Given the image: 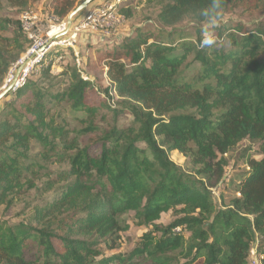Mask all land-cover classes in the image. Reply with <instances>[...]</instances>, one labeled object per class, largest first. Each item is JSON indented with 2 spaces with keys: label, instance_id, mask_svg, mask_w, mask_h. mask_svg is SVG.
<instances>
[{
  "label": "trees",
  "instance_id": "obj_1",
  "mask_svg": "<svg viewBox=\"0 0 264 264\" xmlns=\"http://www.w3.org/2000/svg\"><path fill=\"white\" fill-rule=\"evenodd\" d=\"M159 1L158 19L171 30L139 27L92 61L101 75L108 67L118 105L107 103L110 87L103 98L78 71L55 95L86 115L74 140L48 119L47 93L33 81L0 110V204L11 208L38 187L34 177L55 156L69 165L46 182L67 179L37 209L38 224L0 217V264H250L255 245L264 256V0H224L225 14L237 20H222L220 49L199 47V13L209 0ZM78 5L49 0L47 7L66 19ZM120 12L132 16L130 6ZM253 14L256 23L246 19ZM187 20L194 33L176 29ZM9 24L0 17L1 28ZM12 41L0 36V85L30 44L20 21ZM121 115L133 121L121 123ZM33 140L42 145L40 158L30 153ZM245 140L260 158L246 155L240 195L218 207L212 194L224 183L227 154ZM172 150L188 157L186 167ZM171 210L174 219L155 224L132 254L101 257L99 240L121 228V213L153 222ZM180 254L185 263L175 261Z\"/></svg>",
  "mask_w": 264,
  "mask_h": 264
},
{
  "label": "rangeland",
  "instance_id": "obj_2",
  "mask_svg": "<svg viewBox=\"0 0 264 264\" xmlns=\"http://www.w3.org/2000/svg\"><path fill=\"white\" fill-rule=\"evenodd\" d=\"M48 1L49 0H0V17L10 21L8 28L3 29L0 27L1 41L12 45L14 30L17 28V21H20L22 11L28 8H33L37 11H44L47 9ZM82 1L83 0H79V4ZM106 1L113 0H95L87 7L86 10L77 13L74 16V19L77 21L85 15L88 16L92 10ZM162 5L163 4L159 0H125V2L122 3L121 8L130 6L132 16L127 18L124 15L125 19L122 21V24H120L113 32L110 31L111 34L102 36L89 27L81 29L80 42L77 41L75 43V48L81 58V70L89 77L90 80L93 81L96 86H98L96 91L99 93V96L106 98L103 89L110 86L104 77V72L102 75L100 74L102 71L101 68L93 67L92 65V61L96 59L95 57L97 51L105 47L114 46L116 43L120 42L123 37L131 33H135L136 29L139 27L149 26V31L155 30L157 32L161 29L165 31L171 30L172 27L162 26L158 19L162 10ZM256 18L261 19L259 15L256 14L249 17L247 16L246 19L256 23ZM231 19L237 20V15L226 13L223 17V21ZM244 21L249 23L246 20ZM176 27V29L182 28L184 31L189 33L195 32V24L188 20ZM100 31H104V29L100 28ZM52 57L54 60L45 64L39 71L32 73V75L28 77V81L35 82L39 87L46 91V111L48 119L52 117L57 124L62 125L65 130L68 131V137L72 141L75 136H77V129L81 128L84 124L86 115L83 111H75L72 109L71 106L65 102L66 98H56L55 95H60L67 89L70 84L72 73L74 71H78L75 50L71 48L61 59H58V57L55 58V56ZM79 73L81 74V72ZM97 76L100 77L97 78ZM6 77L7 75L5 76L3 83L0 85V92L8 86L5 85ZM15 93L16 91L11 90L2 97L0 100V110L6 106V103H10L16 98ZM112 95L114 97L110 96L106 99L107 103L111 105L114 100L116 105H118L121 98L115 91H113ZM111 107L113 106L111 105ZM119 121L121 123H131L133 121V117L121 115L119 117ZM252 144L253 143H251V141L245 140L227 154L229 165L226 169L224 183L221 188L213 189L212 194L215 204L218 207H223L225 203H229L234 197L240 195L238 192V185L241 180L240 176L249 170L245 159L246 155L252 154L254 157L260 158L257 145ZM142 146H144V144H142ZM41 151L42 145L33 140L30 150L31 155L40 158L39 153ZM169 154L171 159L176 164L183 167L188 165V157L179 150H172ZM45 167L46 169L42 168L38 175L34 177V181L38 187L29 189L22 194V196L19 197L11 208H6L4 204H0L1 218L7 219L11 222L23 220L33 224H38V220H36L37 209L50 205L58 195L60 186L65 184L67 179L59 180L52 187L48 186L46 182L49 179H55L60 172L66 171L69 165L67 161L59 162L56 160L55 156L53 160L49 161L48 164H45ZM174 217V212L172 210L162 213L161 217L153 220V222L138 219L133 211L121 213L119 217L121 228H119V230L108 240L105 238H100L99 240V247L103 253L101 257L113 254H132L141 243L142 235L152 231L155 228V224L166 226L174 219ZM186 235L188 236L189 234ZM112 243H114L115 247L111 246ZM252 251H254V253L252 254L251 252L250 264H253L254 259H258L259 256L263 255L260 253L258 245H255ZM175 261L185 263L186 258L184 255L180 254Z\"/></svg>",
  "mask_w": 264,
  "mask_h": 264
},
{
  "label": "built area",
  "instance_id": "obj_3",
  "mask_svg": "<svg viewBox=\"0 0 264 264\" xmlns=\"http://www.w3.org/2000/svg\"><path fill=\"white\" fill-rule=\"evenodd\" d=\"M123 2L125 0H113L101 3L88 16L85 15L77 21L74 19L72 27L63 36L59 35L67 28V18L60 19L49 7L44 11H37L33 8L22 11L20 15L21 29L29 39L30 44L20 58L9 67L5 85H9L15 79L18 67L23 65L21 73L17 77L12 89L13 91H17L26 85L28 77L32 73L39 71L48 62H52L54 60L52 56L61 59L71 48L75 50L78 71L81 72L83 78L89 79L81 70V58L75 48V43L77 41L80 42V31L82 28L89 27L102 36L111 34L110 31L113 32L117 29L125 19L124 14L120 12ZM100 28L104 29V31H100ZM107 69L108 67L105 66L104 77L109 83L111 88L110 94L113 96V91H117L113 87V81L108 76ZM111 105L115 107L116 103L114 100ZM175 230L179 231L180 228L177 227ZM251 252L252 254L254 253V251ZM263 258V255L259 256L258 259L253 260V264H262Z\"/></svg>",
  "mask_w": 264,
  "mask_h": 264
},
{
  "label": "clouds",
  "instance_id": "obj_4",
  "mask_svg": "<svg viewBox=\"0 0 264 264\" xmlns=\"http://www.w3.org/2000/svg\"><path fill=\"white\" fill-rule=\"evenodd\" d=\"M203 18L201 27V49H220L224 47L225 41L217 35V29L221 27L224 12V0H209V3L200 9Z\"/></svg>",
  "mask_w": 264,
  "mask_h": 264
},
{
  "label": "water",
  "instance_id": "obj_5",
  "mask_svg": "<svg viewBox=\"0 0 264 264\" xmlns=\"http://www.w3.org/2000/svg\"><path fill=\"white\" fill-rule=\"evenodd\" d=\"M95 0H83L67 17V28L66 30L61 33L59 36H63L65 34H67V32L69 31V29L72 27L73 24V20H74V16L79 13L82 12L84 10L87 9V7ZM23 68V65L19 66L17 69V72L15 74V79L7 86L5 87L1 92H0V100L2 99V97L8 93L9 91H11L13 89V86L15 84V81L17 79V77L20 75L21 70Z\"/></svg>",
  "mask_w": 264,
  "mask_h": 264
}]
</instances>
